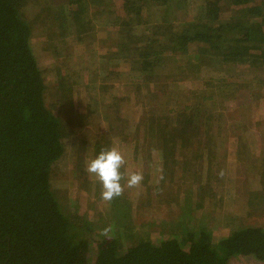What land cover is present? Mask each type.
<instances>
[{
    "label": "trees",
    "instance_id": "obj_1",
    "mask_svg": "<svg viewBox=\"0 0 264 264\" xmlns=\"http://www.w3.org/2000/svg\"><path fill=\"white\" fill-rule=\"evenodd\" d=\"M30 1L36 4L39 16H44L43 21L57 20L65 36L73 33L78 41L98 38L92 16L115 17L120 40L118 49L100 65L103 81L97 84L99 90L110 88L112 74L119 78L122 71L114 73L119 59L129 62L128 70L137 68L142 75L150 74L164 60L165 51L183 54L190 44L198 46L200 59L208 58L205 65L216 57L219 65L264 66V0H122L119 9L113 0H68L65 4L41 0L46 5L40 0H0V264H264V228L239 226L217 238L203 226L181 228L186 226L184 217L191 213V207L180 211L166 237L153 239L145 233L132 235L135 232L127 226L121 229L123 236L120 229L101 235L95 231L99 224H109L104 221L108 213L103 220L92 219L84 226L63 210V199L52 187L50 174L65 152V130L78 123L77 119H88V113H95L90 108L102 103L90 95L86 116L81 117L71 97L75 85L69 81L70 71L63 75L56 70L58 93L53 104L58 112L47 106L48 68L41 64L37 49L38 20L24 12ZM171 5L185 13L195 11L198 16L175 30L170 23L149 19L158 8H164L166 16ZM110 32L106 28L105 37ZM159 34L161 39L156 37ZM141 39L144 42L138 45ZM115 97L109 95L108 99ZM205 109L197 101L173 115L163 112L138 122L145 127L147 120L164 125L157 137L153 128L148 129L147 150L164 153L169 158L165 168L176 152L188 150L193 139L208 137L198 131L204 132L201 128L216 124V120L213 112ZM169 120L174 124L171 129L166 125ZM116 133L126 142L128 131L119 129ZM102 138L91 141V158L108 148L109 138ZM70 150L76 151L74 147ZM207 152L209 148L201 147L196 157ZM207 167L212 169L211 164ZM82 175L81 170L76 171L79 179ZM91 183L97 181L92 179ZM121 237L135 239L124 247Z\"/></svg>",
    "mask_w": 264,
    "mask_h": 264
},
{
    "label": "rangeland",
    "instance_id": "obj_2",
    "mask_svg": "<svg viewBox=\"0 0 264 264\" xmlns=\"http://www.w3.org/2000/svg\"><path fill=\"white\" fill-rule=\"evenodd\" d=\"M53 1L65 4L68 0ZM121 1L113 0L115 9L120 8ZM40 3L46 5L41 0ZM24 12L26 17L38 20L37 49L42 55L41 64L48 68L45 75L49 85L47 106L53 113L58 112L53 104H56L58 93L54 81L56 70L63 75L70 71L69 81L75 85L71 97L81 117L86 116L90 95H95L102 103L90 108L95 113L92 116L88 113V119L81 122L77 119L78 123L69 124L72 128L65 130V152L51 170L52 187L63 199L62 208L72 220L79 222V219L85 226L92 219L103 220L108 213V220L104 221L109 224H99L95 233L102 229L112 233L120 229L123 236L121 229L127 226L135 232L132 235L145 233L153 239L166 237L170 227L177 223L180 211L191 207V213L184 217L186 226L181 228L203 226L215 238L239 226L264 228V66L219 65L215 62L216 57L210 59V65H205L208 58L200 59L198 46L190 44L183 54L165 51L164 60L150 74L142 75L137 68L128 70L129 62L119 59L118 67L113 71H122L119 78L112 74L110 88L99 90L97 84L103 81L98 72L100 65L110 52L118 49L120 40L115 17L92 16L98 38L78 41L73 33L66 37L57 20L43 21L44 16H39L33 1L27 3ZM148 16L157 22L172 24L175 30L195 20L198 14L195 11L185 13L183 8L176 10L171 5L166 16L164 8H158ZM106 28L111 31L108 37H105ZM156 37L161 39L160 34ZM143 42L141 39L137 43L142 45ZM223 68L227 70L223 71ZM109 95L117 97L110 100ZM197 101L206 111L213 112L216 124L202 127L205 131L198 132L208 137L193 139L188 150L176 152L177 159L165 168L169 158L155 148L147 150L148 129L153 128L157 137L164 125L161 127L156 121L147 120L145 127L138 122L163 112L173 115L179 108ZM170 122L166 125L171 129L174 124ZM119 129L129 132L126 142L116 133ZM103 136L109 138L108 147L116 145L121 149L125 158L122 172L142 171L144 176L136 188H128L126 181H121L125 185L124 192L110 203L101 199L100 184L91 183L93 178L86 171V163L93 153L90 143ZM73 147L76 151L72 152ZM201 147L209 148L210 152L196 157ZM207 164L212 165L211 170ZM78 170L83 172L80 179L76 176ZM121 238L124 247L135 239Z\"/></svg>",
    "mask_w": 264,
    "mask_h": 264
},
{
    "label": "clouds",
    "instance_id": "obj_3",
    "mask_svg": "<svg viewBox=\"0 0 264 264\" xmlns=\"http://www.w3.org/2000/svg\"><path fill=\"white\" fill-rule=\"evenodd\" d=\"M125 165V158L121 149L113 145L102 148L94 157L86 163V171L101 186V199L110 203L113 199L121 196L126 181V187H139L144 179L142 171H121ZM163 177L161 176L160 179ZM109 229H103L101 235H108Z\"/></svg>",
    "mask_w": 264,
    "mask_h": 264
}]
</instances>
